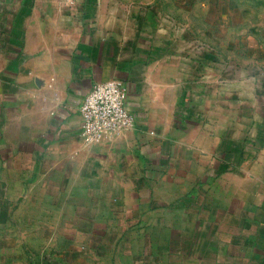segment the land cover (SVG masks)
Returning a JSON list of instances; mask_svg holds the SVG:
<instances>
[{"label":"crops","instance_id":"crops-1","mask_svg":"<svg viewBox=\"0 0 264 264\" xmlns=\"http://www.w3.org/2000/svg\"><path fill=\"white\" fill-rule=\"evenodd\" d=\"M191 37L148 1L0 0L9 232L111 243L119 261L149 235L150 263L264 264V80L226 79ZM109 78L134 123L85 146L79 105Z\"/></svg>","mask_w":264,"mask_h":264},{"label":"rangeland","instance_id":"rangeland-1","mask_svg":"<svg viewBox=\"0 0 264 264\" xmlns=\"http://www.w3.org/2000/svg\"><path fill=\"white\" fill-rule=\"evenodd\" d=\"M140 1L157 5L162 14L182 23L192 35L194 48L197 38L203 41V49L214 53L208 62L226 79H235L244 88L253 77L254 82L264 80V0ZM3 215L2 211L0 264H164V258L150 263L149 235L142 236L136 257L119 261L116 251L107 248L111 243L106 249L97 246L92 251L79 242L83 237L78 235L53 238L52 233H46L41 243L32 234L26 242L19 232L7 230L8 219ZM163 247H158V255Z\"/></svg>","mask_w":264,"mask_h":264},{"label":"built area","instance_id":"built-area-1","mask_svg":"<svg viewBox=\"0 0 264 264\" xmlns=\"http://www.w3.org/2000/svg\"><path fill=\"white\" fill-rule=\"evenodd\" d=\"M76 0H64L73 5ZM126 87L119 78L93 83L79 105L82 118L81 140L85 146L117 135L132 127L133 114L125 105Z\"/></svg>","mask_w":264,"mask_h":264}]
</instances>
